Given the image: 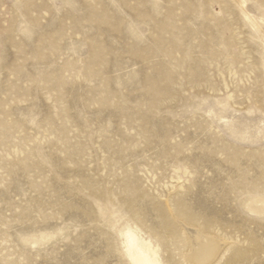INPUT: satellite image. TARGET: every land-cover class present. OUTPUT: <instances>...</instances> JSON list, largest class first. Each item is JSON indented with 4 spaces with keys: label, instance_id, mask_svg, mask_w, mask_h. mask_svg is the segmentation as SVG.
I'll list each match as a JSON object with an SVG mask.
<instances>
[{
    "label": "rangeland",
    "instance_id": "374dc122",
    "mask_svg": "<svg viewBox=\"0 0 264 264\" xmlns=\"http://www.w3.org/2000/svg\"><path fill=\"white\" fill-rule=\"evenodd\" d=\"M169 207L264 264V0H0V264H176Z\"/></svg>",
    "mask_w": 264,
    "mask_h": 264
},
{
    "label": "bare ground",
    "instance_id": "6f19581e",
    "mask_svg": "<svg viewBox=\"0 0 264 264\" xmlns=\"http://www.w3.org/2000/svg\"><path fill=\"white\" fill-rule=\"evenodd\" d=\"M168 211L175 229L173 234L179 242L169 260H174L176 264H239L253 258L261 260L257 256L261 249L255 246V239H249L253 246L235 249L233 241L214 232L206 222L200 226L194 223L188 212L170 207ZM123 234L134 264H165L157 247L149 242H138L130 229L124 230Z\"/></svg>",
    "mask_w": 264,
    "mask_h": 264
}]
</instances>
